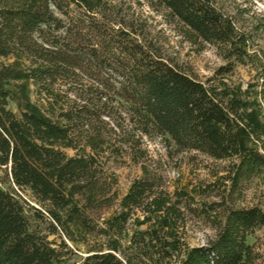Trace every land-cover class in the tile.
Here are the masks:
<instances>
[{
    "label": "trees",
    "instance_id": "1",
    "mask_svg": "<svg viewBox=\"0 0 264 264\" xmlns=\"http://www.w3.org/2000/svg\"><path fill=\"white\" fill-rule=\"evenodd\" d=\"M143 1L188 45L214 48L223 66L204 82L188 76L113 0H0V170L35 206L0 190V264L59 263L31 222L73 245L103 239L80 264L253 263L246 238L264 227V210L234 199L264 174V66L254 38L222 0ZM244 66L254 76L232 83ZM152 139L172 155L226 163L204 246L180 238L181 213L143 149ZM124 157L141 177L118 200L106 163ZM113 207L98 228L92 215ZM135 211L144 218L133 225L146 229L128 236Z\"/></svg>",
    "mask_w": 264,
    "mask_h": 264
},
{
    "label": "rangeland",
    "instance_id": "2",
    "mask_svg": "<svg viewBox=\"0 0 264 264\" xmlns=\"http://www.w3.org/2000/svg\"><path fill=\"white\" fill-rule=\"evenodd\" d=\"M120 3L128 14H133L142 20L146 26L147 38L160 48L162 55L169 62L179 67L188 76L204 82L211 78L214 72L223 66L214 48L210 46H190L165 24L163 18L151 12L143 0H113ZM227 14L234 16L237 27L242 32L252 34L253 50L257 52L264 66V0H222ZM254 76L249 66L234 69L230 80L234 84L245 85ZM264 116V111H263ZM143 149L150 160V168L157 171L162 180L159 189L162 196L167 197L181 213L177 223L181 240L186 246L194 248L204 246L213 239L214 231L210 220H215L217 213H211L207 207L220 202L219 178L223 176L226 163L214 161L198 153L172 155L168 153L158 139L143 141ZM71 155V152H67ZM106 170L116 178L115 194L122 198L130 185L141 177L138 165L132 164L127 158H118L106 163ZM212 186V187H211ZM0 190L14 194L18 200L28 207H35L27 192L17 190L8 182L0 170ZM237 208L249 209L257 207L264 210V174L251 180L234 199ZM27 215L30 218L28 210ZM116 211V207L101 210L92 215L93 222L101 228L102 222ZM208 212V213H207ZM144 214L140 211L132 213L131 220L126 225L127 235L136 230L144 231L146 226L136 228L133 221H142ZM31 231L47 238L52 248L60 255L58 264H80L91 248L102 246L103 239L95 236L86 239V245L70 244L56 237L48 236L44 223L31 222ZM64 244V247L61 246ZM125 245V242L123 243ZM254 260L252 264H264V227L255 230L246 238Z\"/></svg>",
    "mask_w": 264,
    "mask_h": 264
}]
</instances>
